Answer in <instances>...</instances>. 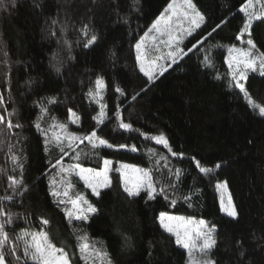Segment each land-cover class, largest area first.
<instances>
[{
  "label": "trees",
  "instance_id": "16d2710c",
  "mask_svg": "<svg viewBox=\"0 0 264 264\" xmlns=\"http://www.w3.org/2000/svg\"><path fill=\"white\" fill-rule=\"evenodd\" d=\"M171 1L4 0L0 93L5 106L0 114L15 110L13 123L23 128L8 132L0 125V169L5 170L0 172V197L14 195L7 177L19 178L9 146L22 158L28 185L23 195L0 200V207L17 214L6 226L9 237L22 229L47 231L51 242L71 255L72 264H86L78 248L82 234L97 250L107 252L112 264H188L186 250L159 221L160 213L166 212L216 225L217 245L211 253L216 264H264V115L230 84L226 63L228 47L239 43L245 0H197L206 21L188 43L203 39L217 24L221 27L149 80L140 69L135 45ZM93 34L97 40L85 47ZM252 35L264 52V22L254 23ZM205 57H211L214 67L206 66ZM97 78L106 84L100 99L107 114L103 124L94 119L101 112L99 102L88 96L90 89L96 91ZM246 87L254 104L264 106V77L251 73ZM50 97L58 102L47 105L49 115L42 121L49 137L63 135L50 124H66L68 133L85 136L95 130L98 138L116 147L93 148L84 140L65 147L67 155L51 144L45 152V137L33 122L40 114L37 102ZM69 109L78 114L76 123H71ZM121 121L132 128H121ZM161 133L168 146L151 139ZM61 155L64 168L79 164L100 170L105 160H111L110 186L96 196L75 171L62 174L52 168ZM192 157L213 171L200 172ZM119 163L147 170L154 186L164 192H157L154 199L146 190L129 196L116 172ZM53 179L58 189L68 188L69 197L82 195L98 211L87 220L69 223L64 205L58 207L49 193ZM225 181L239 212L237 219L221 209L217 185ZM42 217L49 220L47 227L41 225ZM16 243V255L21 256L22 243ZM8 259L9 264H24L23 257L20 262ZM95 264L106 261L97 257Z\"/></svg>",
  "mask_w": 264,
  "mask_h": 264
},
{
  "label": "snow or ice",
  "instance_id": "6c2138e0",
  "mask_svg": "<svg viewBox=\"0 0 264 264\" xmlns=\"http://www.w3.org/2000/svg\"><path fill=\"white\" fill-rule=\"evenodd\" d=\"M14 2V0H13ZM180 7H176L177 0H172L171 3L161 12L160 16L151 24L148 30L145 32L144 36L141 37L135 45L138 55L137 59L141 61V71L145 72V75L149 77V80L154 78V73L145 69L144 59L145 55L140 54V50L144 44L145 38H149L153 41L154 50H158L161 46L167 47L168 52L166 56H158L156 59H169L172 64H175L178 59H182L188 52H191L193 49L197 48L198 45L203 44L208 37L212 36V33L216 29L220 28L221 25L217 24L211 32H208L203 39L197 40L195 44H192L191 47L187 49V52L181 45L183 44V39L185 36L191 35L193 31L200 28L202 24L205 23L206 17L205 14L200 10L197 0H179ZM4 0H0V6H3ZM256 5H259V10L256 9ZM244 13V20L242 26L239 30V34L236 36L237 40H240L242 43L246 44V47H237L235 44L229 46L228 52L229 56L228 66L232 80L231 85L238 87L241 92L244 93L245 97H249L250 93L246 87V82L249 79V73L259 72V74L264 77V52L259 51L256 41L253 38V25L257 21L264 22V0H245V3L241 6L240 9ZM177 18L174 22L173 18ZM187 21L189 24L188 29H183L181 27H176V23H182ZM56 23V21H53ZM224 23V22H222ZM179 33H183V36ZM54 34V33H53ZM83 34L88 35V26L85 25L83 29ZM151 34V35H150ZM246 37V39H245ZM97 37L93 34L91 38L87 40L85 47H89L95 43ZM211 57H205L206 66L214 67L213 64L209 63ZM171 65L169 64L168 67ZM160 75L164 71H167V68L164 65H159ZM56 72H60V68H55ZM106 88L102 78H97L95 81V89L89 90L88 96L92 99H95L99 91H102ZM117 92H122L120 88H116ZM135 99V96L133 97ZM58 102V98L50 97L46 98L44 101H38L37 105L40 108V114L37 119L33 122L35 129L42 133L45 137L44 139V150L45 152L49 151V145H55L59 147L60 152L63 155H67L65 147L71 148L73 143L79 141L83 143L84 140H87L93 148L96 147H108L113 148L115 145L109 143L103 138H98L96 131L93 130L90 134L85 136H80L76 133H68L66 124L53 123L49 125V128H60L63 130V135H54L52 137L48 136V130L42 127V121L46 116L49 115V109L47 105L55 104ZM5 106V101L3 93H0V107ZM105 105H101V112L98 114V117L94 119L97 120L99 124L104 123V119L107 114L104 111ZM254 108H258L259 113L264 115V106L253 105ZM6 111V108H5ZM70 117L73 123H76L78 120V114L73 112L71 109L68 110ZM15 110L8 112L7 115L0 114V125H3L8 132H12L13 129H22L23 125L19 122L13 123L12 117L15 116ZM55 121L54 117H50ZM121 128L131 129L132 125L130 123H124L121 121ZM0 132H3V129H0ZM151 139H154L159 144L168 146L167 137L161 133L160 135L153 136ZM2 143V142H0ZM119 148H125L126 145H119ZM9 152L11 153L10 159L16 165L13 171L19 169V178L17 176H8V188H10L14 195H5L0 197V200L11 201L14 199V196H21L25 191H28V185L24 182L23 179V170L24 163L21 156H17L12 152V146H9ZM63 155L52 164V168H58L60 173H69L70 171H77V174L80 175L82 179L85 180L88 187H90L93 193L96 196L100 195L99 188H107L110 186L111 181L108 177V172L110 170L109 166L111 161L105 160V167L97 172L94 169H85L82 168L79 164L70 165L68 168L63 167ZM173 156H184L183 152H172ZM78 158V154H77ZM195 161L196 167L199 168L202 173H210L213 171L212 168L202 166L201 161L196 160L195 157L191 158ZM51 163V162H50ZM129 167H134L130 165H121V169H126ZM216 168L220 167V164L215 165ZM121 169H117L120 171ZM4 169H0V172H4ZM139 171V170H137ZM180 170L178 169L176 174L179 175ZM123 174V173H122ZM128 180H125V191L129 196H139L142 188H146L150 194V198H155L157 192L163 193L164 188L161 187L157 189L154 186V183L151 179V174L148 171H144L142 177H138L137 181L132 184L131 187L128 186ZM57 181L55 179L50 181L49 193L56 200L57 206L64 205L62 211L64 212L68 222L71 223L73 219L76 220H87L89 214L97 212V208L90 201H87L82 195L77 194L75 198H71L68 195V188L56 187ZM227 182H223V185L226 186ZM70 187V185L68 186ZM217 187H221L220 184ZM19 190V191H18ZM221 209L229 217L237 219L239 217V212L236 205L231 202L225 206L224 202H221ZM17 214H14L10 211H6L3 207H0V264H9V257L13 260L20 262L23 257L24 264H27L28 260L35 262V264H72L71 255L64 250V248H57L49 237L47 231L41 230L39 232H30L27 229H22L14 238L9 237L8 232L5 230L7 225L13 223V217ZM160 223L165 228L166 231L173 233L176 236V243L188 250L190 264H216V260L212 258V250L217 245V240L215 238V233L217 227L215 224H209L205 220L194 221L193 218H183V217H174L170 216L166 212L160 213ZM187 219L188 223L192 225L190 228L186 227L181 230L176 229L172 225V221L181 220L184 221ZM41 225L47 227L49 225V220L41 218ZM78 248L81 253L82 258L85 259L86 264L89 259L95 264V259L100 257L103 261H106V264H112L111 259L107 252H102L97 250L91 243L87 234H82L77 237ZM16 241L22 243V254L21 256L16 255L18 250V245ZM197 252L202 258L196 260L193 258V252Z\"/></svg>",
  "mask_w": 264,
  "mask_h": 264
},
{
  "label": "rangeland",
  "instance_id": "374dc122",
  "mask_svg": "<svg viewBox=\"0 0 264 264\" xmlns=\"http://www.w3.org/2000/svg\"><path fill=\"white\" fill-rule=\"evenodd\" d=\"M172 2V1H171ZM170 2V3H171ZM167 7V6H166ZM176 7L179 9V7H180V2H179V0H177V4H176ZM256 9L257 10H259V5H256ZM244 14V13H243ZM173 20H174V22H176V20H177V18H173ZM152 24V23H151ZM203 25V24H202ZM201 25V26H202ZM151 26V25H150ZM149 26V27H150ZM176 27H181V28H183V29H188L189 28V24L187 23V21L185 20V21H183L182 23H176V25H175ZM199 29V28H198ZM198 29H196L195 31H193L192 32V34L191 35H188V36H185L184 37V39H183V44L181 45V47H183L184 49H185V51L187 52V49L189 48V47H191V45L192 44H189L188 43V40L196 33V31L198 30ZM148 30V29H147ZM180 35H182L183 36V33H179ZM151 35V34H150ZM245 39H246V37H245ZM193 44H195V43H193ZM237 47H246V44H244V43H242L240 40H239V43L238 44H235ZM229 48V47H228ZM136 51H137V49H136ZM169 50H168V48L167 47H164V46H161L158 50H154V48H153V41L150 39V37L149 38H145V41H144V44H143V46H142V48H141V50H140V54L141 55H145V53H146V58L144 59V65H145V69L146 70H148V71H152L153 73H154V78L153 79H155L158 75H160V69H159V65H164L166 68H167V70L169 69V68H171L173 65H175L176 63H178L181 59H178L177 60V62L175 63V64H172L171 63V61L169 60V59H156V57H158V56H166L167 55V52H168ZM189 53V52H188ZM187 53V54H188ZM137 55H138V52H137ZM228 56H229V52H228V49H227V56H226V63H227V65H228V60H227V58H228ZM139 61V66L141 65V61L140 60H138ZM171 65L170 67H168V65ZM228 68H229V66H228ZM140 69H141V67H140ZM230 70V69H229ZM231 71V70H230ZM144 74H145V72L144 71H142ZM166 71H164L163 73H165ZM257 73H259V72H257ZM251 73H249L248 74V76L250 75ZM231 76V75H230ZM148 77V76H147ZM149 78V77H148ZM97 91V90H96ZM95 91V92H96ZM102 95H103V93H102V91H99L98 92V95L96 96V98H95V100H97V102H99V105L101 106V105H104V103H100L101 102V97H102ZM247 99H248V101H249V104L253 107V105H254V102L252 101V99L251 98H249V97H247ZM258 109V108H257ZM70 121H71V123H73L72 122V119L70 118ZM59 135H61V134H59ZM109 161H111V160H109ZM112 162V161H111ZM121 165H130V166H134V167H129V168H126V169H121ZM118 167L116 168V172H118L120 175H121V179H122V184H123V187H124V189H125V180H128V186L129 187H131L132 186V184L133 183H135L136 181H137V178L138 177H142L143 176V173H144V171H147V170H143V169H141L140 167H138V166H135V165H132V164H127V163H119L118 165H117ZM105 167V165H104V163H103V167H102V169ZM113 166H112V163H111V165L109 166V168H110V170H109V172H108V177H109V179H110V181H111V176H110V173L113 171V168H112ZM82 168H84V167H82ZM85 169H90V168H85ZM102 169H100V170H96L97 172H100ZM117 169H121L120 171H117ZM137 170H139V171H137ZM76 173H77V171H75ZM123 173V174H122ZM79 177H80V175H78ZM81 178V177H80ZM82 179V178H81ZM84 182H85V180L84 179H82ZM85 184H86V186L88 187V185H87V183L85 182ZM221 185V187H219V190H220V205H221V202L223 201L224 202V204H225V206H227V204L229 203V199H231V202H233L232 201V198H231V196H230V194H229V191H228V188H227V185L225 186V185H223V184H220ZM88 188H90V187H88ZM91 189V188H90ZM103 189H105V188H99L98 190H99V192L101 191V190H103ZM144 190H146L147 191V189L146 188H142V190H141V192L142 191H144ZM91 191H92V189H91ZM93 192V191H92ZM140 192V193H141ZM223 213H225L224 211H222ZM169 214V213H168ZM226 214V213H225ZM170 216H174V217H183V216H181V215H176V214H169ZM227 215V214H226ZM183 218H186V217H183ZM193 220L194 221H199V219H194L193 218ZM159 221H160V219H159ZM172 225H173V227L174 228H176V229H179V230H181V232H183V229L184 228H186V227H188V228H190L192 225H190L189 223H188V221H187V219H185L184 221H181V220H175V221H172ZM163 227V226H162ZM164 228V227H163ZM165 229V228H164ZM170 233V232H169ZM171 234H173V233H171ZM174 235V234H173ZM175 236V235H174ZM175 238H176V236H175ZM180 246V245H179ZM181 247V246H180ZM183 248V247H182ZM184 249V248H183ZM186 250V252H187V254H188V250L187 249H185ZM193 258L194 259H196V260H200L202 257L197 253V252H193ZM188 264H190V260H189V255H188Z\"/></svg>",
  "mask_w": 264,
  "mask_h": 264
}]
</instances>
